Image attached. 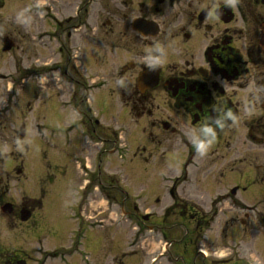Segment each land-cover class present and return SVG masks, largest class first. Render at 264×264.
I'll use <instances>...</instances> for the list:
<instances>
[{
	"label": "flooded vegetation",
	"instance_id": "1",
	"mask_svg": "<svg viewBox=\"0 0 264 264\" xmlns=\"http://www.w3.org/2000/svg\"><path fill=\"white\" fill-rule=\"evenodd\" d=\"M61 6L63 13L74 10L50 21L57 54L67 55L60 79L79 84L73 59L87 34L98 33L95 44L104 52L118 51L122 65L111 78L115 88L109 96L115 94L124 103L122 113H133L141 124L152 148L148 159L161 151V186L149 192L151 206L144 208L145 215L131 200L144 203V191L137 196L111 191L106 156L119 149L115 145L107 151V131L86 107L84 112L74 109L80 120L63 130L65 137L59 130L51 133L64 145L77 147L78 138L92 144L89 150L97 149L90 158L75 156L82 177L66 180L72 184L49 195L44 186L53 183L55 174L43 170L61 166L52 164L42 150V115L21 113L14 141L2 136V129L4 135L8 128L14 134L17 130L0 113V146L20 150L9 156L0 153V264H127L116 239L93 236L106 232L108 214L116 217L110 226L124 224L118 213L130 226L125 228L132 235L129 247L149 242L146 264H264V0H71ZM24 34L27 47L42 42L40 31ZM4 38L13 47L3 55L20 49L12 35L4 34L0 41ZM38 60L35 56L34 64ZM87 91L80 102L89 103ZM144 152L148 150L143 147ZM172 165L180 168L178 174L169 173ZM58 171L68 176L63 168ZM64 196L73 202L52 209ZM90 209L97 219L90 217ZM48 217L72 225L71 238L60 234L68 242L64 248L54 244L56 231L46 235L47 247L40 239V223ZM10 236L17 245H10ZM92 236L110 259L80 248ZM26 239L31 241L27 246Z\"/></svg>",
	"mask_w": 264,
	"mask_h": 264
},
{
	"label": "rangeland",
	"instance_id": "2",
	"mask_svg": "<svg viewBox=\"0 0 264 264\" xmlns=\"http://www.w3.org/2000/svg\"><path fill=\"white\" fill-rule=\"evenodd\" d=\"M2 1L4 6L3 9H0V40L4 34L12 35L13 39L18 43V46H20V49H23V51L18 49L16 51H11L7 55H3L0 41V113H3L5 119H7V123L14 124L17 130L16 134H14L12 130L8 128L4 135L3 126H0V129H2V136L6 139L13 138L12 140L14 141L18 140L17 134L21 125L20 114H41L42 120L40 124L43 125V127L38 133L42 135L41 138L45 145L42 150L45 152L48 160L52 161V164H59L61 166L60 169L63 168L68 174V176L60 175L58 171L60 169L56 170L55 166L54 169H51V166H49L48 170H43L44 174H55L53 183L45 185L44 191H47L50 195L59 188L60 192L62 186L68 187L72 184L66 183V180L76 181L78 176L82 177L81 173L76 171L77 166L73 161L75 156L85 155L86 158H90L92 149L96 150L97 148L94 147L89 150L87 147H90L92 144H88L81 139L78 140V138L75 139V145L77 144L76 141L78 142L77 147H72V144L69 145L68 142L64 145L62 140L56 141L51 131H62V136L65 137L66 132L63 130H66L67 127L74 126V120H80V117L76 116L74 109H79V111L84 112L85 108L89 107L91 109L90 113H93L91 116L94 119H98L102 127L107 131L106 133L109 136H107V144L105 145L107 151L112 150L115 145H117V149H119L118 154L116 153L113 156L108 154L106 156V175L108 184L110 183L113 186H110L111 188L109 186L107 187L110 188L112 192H116L119 189L129 192L133 191L130 195L136 196L140 194V191H144L145 196L140 199V202L144 201V203L136 202V200H138L137 198L131 200L135 199L133 204L142 206L143 211H140V214L145 215L144 212H148V210H144V208L149 207L148 209H150L151 206L149 192L152 194L153 190H158L161 186L160 175L162 172L160 171L162 170H160V168H162V166L159 164L161 151H153L151 158L148 159V153L152 148L146 143L144 136L141 134V124L134 121L133 113H122L124 103L118 99L115 94L109 96L111 89L115 88L111 78L115 76L118 67L122 65L121 59L123 57L119 56L118 51L115 49H106L104 52L102 47H98V45L95 44L100 39L97 32L87 34L82 42L81 50L78 54L73 53L77 56L73 59L75 61L74 70L76 72L74 78L78 79L79 84L71 86L67 84L66 79H60V72H63L66 68L67 59L64 57H67V55H64L62 58L58 56L57 46L51 34L53 30H50V21L53 18L62 20L65 16L73 14L74 9L72 7L68 9L69 11H65V13L60 10V8H62L61 4L64 2L70 3L71 0ZM65 8H67V6ZM55 13L58 15L54 16ZM41 17L46 19V21L43 22ZM26 30L30 36L38 35L40 31V34H43L41 39L42 42L35 43L36 46L31 43L30 46L27 47V35L24 34ZM45 31H49V33ZM82 51L86 52L84 57H81ZM35 56L39 59L36 64H34ZM68 62H70L69 66L71 69L73 65L72 60H68ZM57 67H61V69ZM69 74L72 75L70 71ZM25 78L27 79L25 80ZM104 83H106V86L99 89ZM95 88L98 90L92 91ZM83 90H90L89 104L87 102H80V97L84 95ZM74 92L77 93L75 97L72 96ZM28 119L31 120L30 117ZM80 130L82 134V130L84 131V129L80 128L79 131ZM77 131H75V133ZM114 135L118 136L117 140H115ZM69 139H71L70 134ZM114 140L116 144H113ZM121 145L122 147L119 148ZM136 147L138 150H136ZM143 147L147 148V153L144 152L142 154ZM12 151L20 150H13V148L9 146H0V153L2 156H9L8 154ZM46 157L44 155V158ZM37 159L40 161L43 160L41 151L38 152ZM152 161L156 162L157 166L152 165ZM90 163L91 165H89V167L91 166V168H93L92 159ZM46 164L50 165L49 161H47ZM172 167L169 173L178 174L180 172V168L178 171L175 165H172ZM167 169L168 166L166 165L164 171H167ZM90 175L93 176L92 174ZM165 184L166 182L164 186ZM72 202V198L69 199L64 196L60 201H56L52 209H58L61 203L65 205L66 203L71 204ZM96 206L102 208L103 204L97 203ZM56 212H58V210ZM89 215L91 218L97 219L96 216L98 214L90 209ZM117 215L118 220H120L119 217H122L123 226L120 225L117 228L110 226V223H113L116 217L114 214H108L106 223L108 229H106V232L97 231L93 236H102L107 238V240L111 238L116 239L118 249L124 252V255H127L124 259V262L127 264H146L149 242L146 240L142 241L139 247L135 249L129 247V238L132 237V235H130L131 231L125 228L130 226L126 223L127 219L125 215L119 213ZM52 220L51 217H48L46 221L40 223L41 232H43L40 239H42L45 244L46 235L50 231H56L59 238L53 239L54 244L59 249L64 248L68 242L66 240L62 241V239H60V234L64 233L66 235L65 238H71L70 233L72 231V225H70L68 221L62 222L59 220L57 221L58 223H55L51 222ZM23 236L24 234L18 236V238L22 239ZM93 236L89 238V241H85L84 245H80V248L82 249L86 246V249L91 253H95V255L103 253L110 259L109 256L112 255L109 252L107 255L104 248L100 250ZM14 239H16V237L11 236L10 239H8L11 246L17 245ZM29 243H31V241L26 239V246ZM44 246L47 247L48 245L45 244ZM112 247L114 253H119L115 245ZM49 248L51 247H48V249Z\"/></svg>",
	"mask_w": 264,
	"mask_h": 264
},
{
	"label": "water",
	"instance_id": "3",
	"mask_svg": "<svg viewBox=\"0 0 264 264\" xmlns=\"http://www.w3.org/2000/svg\"><path fill=\"white\" fill-rule=\"evenodd\" d=\"M4 47H3V52L9 51L12 48V43L8 41L6 38L3 40Z\"/></svg>",
	"mask_w": 264,
	"mask_h": 264
},
{
	"label": "clouds",
	"instance_id": "4",
	"mask_svg": "<svg viewBox=\"0 0 264 264\" xmlns=\"http://www.w3.org/2000/svg\"><path fill=\"white\" fill-rule=\"evenodd\" d=\"M205 147H206V146H203V145H202V146H201L202 150H203Z\"/></svg>",
	"mask_w": 264,
	"mask_h": 264
}]
</instances>
